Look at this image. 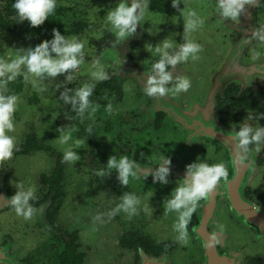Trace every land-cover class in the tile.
Listing matches in <instances>:
<instances>
[{"label": "flooded vegetation", "instance_id": "obj_1", "mask_svg": "<svg viewBox=\"0 0 264 264\" xmlns=\"http://www.w3.org/2000/svg\"><path fill=\"white\" fill-rule=\"evenodd\" d=\"M65 2L71 4L56 1L63 13L54 14L53 30L66 39L82 33L87 37L84 24L77 31L60 27L68 18ZM135 2L140 19L130 37L117 40L111 31L89 33L88 39L96 42L89 46L92 56L81 50L82 63L68 69L67 76H37V96L24 95L30 86L26 66L27 75L9 79L12 73L0 74V95L16 97L14 128L6 133L14 138L12 156L0 161V264H264V139L259 151L250 144L249 151L238 152L234 138L245 125L264 128V0L245 4L236 20L218 13V0H176L179 10L170 13L151 9L147 0L148 10L178 28L169 55L186 42L201 49L196 60L165 66L172 76L165 85L170 91L153 97L144 90L150 77L158 78L152 65L161 56L149 58L158 47L157 29L148 27L143 0ZM10 5L13 0H0L4 21ZM189 11L196 16L186 17ZM188 22L193 29L186 28ZM0 31L22 41L14 42L16 54L18 45L34 49L43 42L29 41L1 25ZM202 32L220 58L211 71L209 97L189 94L210 63L203 47L209 38ZM8 52L0 42V58ZM49 54L57 58L51 43ZM87 58H94L90 66L84 63ZM100 71L107 74L106 80L92 76ZM178 75L189 79L191 87L175 94L171 89ZM85 85L92 87V94L80 111L76 93ZM64 136L69 137L66 143L61 142ZM66 150L79 159L65 161ZM110 157H126L133 164L136 176H129L127 185L120 182L116 168L107 167ZM22 160L36 166H23ZM199 162L223 164L228 174L207 200L197 201L185 245L176 240L177 215L167 212L166 204L184 180L187 166ZM161 166L169 169L163 180L156 175ZM30 167L36 172L26 175ZM30 188L33 211L25 219L11 200ZM125 195L138 200L134 211H117Z\"/></svg>", "mask_w": 264, "mask_h": 264}, {"label": "clouds", "instance_id": "obj_2", "mask_svg": "<svg viewBox=\"0 0 264 264\" xmlns=\"http://www.w3.org/2000/svg\"><path fill=\"white\" fill-rule=\"evenodd\" d=\"M176 0H173L175 6ZM254 3V0H218L217 11L225 18L236 20L245 10V4ZM13 9L15 10L18 20L20 22L28 21L30 26H39L46 18H48L56 8V0H13ZM140 7L138 3L133 0L131 5L126 2H121L107 15L108 22L112 25V31L115 33L117 40H124L130 37L136 30V22L140 16L136 15L137 8ZM143 15V9H141ZM188 16H196L194 11H189ZM200 24H203V19H200ZM187 29H193L192 22L186 24ZM260 40L264 42V36H260ZM49 43H51V51L57 54V58H52L49 54ZM83 44L77 42L75 37L66 39L59 31L54 30V38L51 42L43 41L35 45L34 49L29 50L26 55L18 56L12 63H3L0 61V74L3 72H11L13 76L19 69L21 64L25 65L27 71L36 76L42 73H47L49 76L55 77L58 73L64 72L68 69L77 68L82 63ZM173 48V44L165 40L160 46L155 48V52L160 54L161 58L158 62L152 65V70L158 73V78L150 77L147 80V87L145 94L149 97L163 96L170 91L165 85L172 79L169 72L165 70L167 65H176L177 62H185L189 58L196 60L195 55L199 52L200 46L193 42H186L180 46V51L175 55H169V49ZM77 54L81 55V59L77 58ZM98 80H106L107 74L103 71L93 72ZM71 79V77H69ZM191 87L189 79L180 77L171 91L175 94L186 92ZM92 94V87L85 85L77 90L76 97L80 104V111H83L89 105L88 97ZM65 99H67L65 97ZM76 103V100L73 101ZM16 97L0 95V161L8 160L12 156V149L14 146V138L6 134L11 132L14 128L12 123V114L15 111ZM109 111L111 106H109ZM237 141V150L249 151V145H256L255 151H259L260 143L264 139V128H257L253 130L250 126H243L235 134ZM69 139L64 136L62 143H66ZM79 146V141H77ZM63 159L65 161L74 162L79 159L71 150L64 152ZM244 159L240 156V161ZM170 163V161H168ZM107 167L109 169L116 168L118 171V178L120 182L127 185L129 176L135 177L136 173L133 171V164L126 158L121 157L119 161L115 157H110ZM169 169L161 166L157 172V176L161 180L164 179ZM103 175V172L99 173ZM227 170L223 164H207L203 162L193 163L187 166V174L184 180L177 186L172 198L167 201V212H174L177 215V222L173 225V229L178 233L176 240L181 244L188 243L187 224L192 212L195 210L197 201L207 200L213 190L216 188L218 182L222 178L227 177ZM166 182V181H165ZM34 198V190L18 191L11 200V206L15 209L17 215L28 219L32 215V208L29 205V200ZM138 203L134 197L125 195L123 197V204L119 206L117 211L122 208L124 211L134 209Z\"/></svg>", "mask_w": 264, "mask_h": 264}, {"label": "rangeland", "instance_id": "obj_3", "mask_svg": "<svg viewBox=\"0 0 264 264\" xmlns=\"http://www.w3.org/2000/svg\"><path fill=\"white\" fill-rule=\"evenodd\" d=\"M68 1H70L71 4H69L68 2H65L63 4L61 3L62 6L67 7V9L69 10L68 18L66 19L67 21L66 23L64 20L60 21L59 25L61 28L67 27L69 29L75 30L79 24H84V26L87 27V29L84 31L85 33H87V37L83 33L75 35V36L73 35V37L76 38L77 42H80L83 44L82 50L88 52V54L92 56L93 52L91 51V48L89 46H93L94 44H96V42L92 39L90 40L88 39L89 33H93V31L94 32L99 31L101 34H104V32H107V31L113 32L112 25L107 20V15L110 11L115 10V8L118 6L119 3L124 2V1L123 0H68ZM143 3H145V8H146L144 18H146L148 22L147 23L148 27L150 25V28L155 27L157 29V31L155 30L153 31L155 33L154 36L158 40V46H160L165 40H168L173 44V41L176 40L175 30L178 28L173 23L170 24L168 19L165 18L164 16L162 15H159L160 17L155 16L158 14H154L150 10H148L147 0H143ZM201 36L205 38H209V40H206L203 47L205 48L204 49L205 55H207L210 59V63L208 64V66L204 67V71H203L204 73L202 72L201 78L198 80V85L197 86L194 85L193 88L189 90V94L197 95V96L202 94L206 97H209L210 96L209 88H210L211 82L214 77L213 75H211V71L218 67L220 63V58H218L216 53L214 52L210 37L206 36L203 32ZM69 38L71 39L72 37L69 36ZM15 41L18 43V41L20 40L14 37L9 32L0 31V42L2 43L4 42V47L8 48L9 50L7 57L4 56L3 58H0V61H2L3 63H12L16 59V57L21 56V55H26L29 50H32L27 47H21L17 44L18 45V52H17L18 55H17L15 51V46H14ZM153 46H154V43H153ZM154 47H156V45ZM147 49L148 47L146 46L145 50ZM220 51L223 54L226 53V50H220ZM78 57L81 59L80 54H78ZM157 57H158V53L156 52L153 54H149V58H151L152 61H155ZM158 59L160 60V57H158ZM85 62L89 64L90 66V62H94V58L91 60L87 58L86 60H84V63ZM23 66L25 65L21 64L19 66V69L16 71V75H21V76L27 75V73L23 72V69H24ZM166 66L167 68L169 67V65H166ZM142 71L144 74L146 73V75L149 76L148 75L149 73L146 70L143 69ZM68 73L69 72L67 70L64 71L63 76H67ZM181 74H186V73L185 71H182ZM29 75H30V78H27V80L29 81L28 84H30V86L29 85L26 86L24 95L28 97H31L34 95L37 96L39 93L36 92V90L39 89V86L36 85V88L34 89L33 82L35 81L38 82V77L36 76L34 78L33 76L35 75L33 73L32 74L29 73ZM181 76L182 75L180 76L178 75L176 78H180ZM42 89L46 92L48 90V88L44 86ZM126 101L128 102L127 99ZM45 103L47 105L48 102H45ZM130 106H133L134 109L137 108L136 104H133ZM22 162L25 163L23 166H26V167L29 166V163L33 164V166H36V162H30L28 160H22ZM31 167L25 171L26 175L28 174L31 175L32 173L36 172V171L35 172L32 171L34 168H31Z\"/></svg>", "mask_w": 264, "mask_h": 264}, {"label": "trees", "instance_id": "obj_4", "mask_svg": "<svg viewBox=\"0 0 264 264\" xmlns=\"http://www.w3.org/2000/svg\"><path fill=\"white\" fill-rule=\"evenodd\" d=\"M149 2H150V7L153 10L166 11L169 13L179 10V5L175 3L174 6L173 0H168V3L167 0H149ZM62 13L63 10L59 8H55V11L48 18H46L39 26L32 27L30 26L29 22L26 20L20 22L18 20L15 10L10 5L9 9L6 12L9 19L7 21H4L0 16V25L4 28L13 30L18 35L25 37L27 40L29 39V41H36V40L51 41L54 38V34L51 33L54 32L53 28L57 25L54 14L61 15ZM13 88L17 89L18 84L16 83V86H13Z\"/></svg>", "mask_w": 264, "mask_h": 264}]
</instances>
